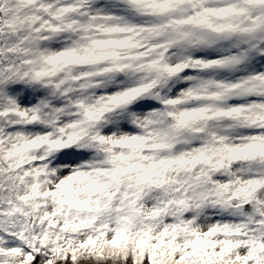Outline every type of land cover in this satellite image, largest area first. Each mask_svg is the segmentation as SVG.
I'll return each instance as SVG.
<instances>
[{
  "label": "snow or ice",
  "instance_id": "6c2138e0",
  "mask_svg": "<svg viewBox=\"0 0 264 264\" xmlns=\"http://www.w3.org/2000/svg\"><path fill=\"white\" fill-rule=\"evenodd\" d=\"M0 264H264V0H0Z\"/></svg>",
  "mask_w": 264,
  "mask_h": 264
}]
</instances>
